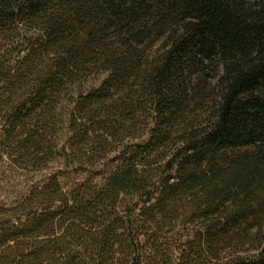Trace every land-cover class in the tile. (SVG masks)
<instances>
[{"label":"trees","instance_id":"16d2710c","mask_svg":"<svg viewBox=\"0 0 264 264\" xmlns=\"http://www.w3.org/2000/svg\"><path fill=\"white\" fill-rule=\"evenodd\" d=\"M177 259L264 264V0H0V264Z\"/></svg>","mask_w":264,"mask_h":264},{"label":"rangeland","instance_id":"374dc122","mask_svg":"<svg viewBox=\"0 0 264 264\" xmlns=\"http://www.w3.org/2000/svg\"><path fill=\"white\" fill-rule=\"evenodd\" d=\"M176 258L179 259L178 255L176 256ZM178 259L176 260V264H181L180 261H179Z\"/></svg>","mask_w":264,"mask_h":264}]
</instances>
